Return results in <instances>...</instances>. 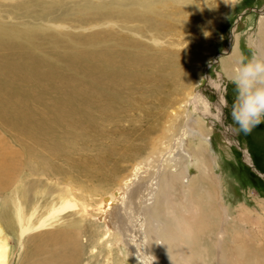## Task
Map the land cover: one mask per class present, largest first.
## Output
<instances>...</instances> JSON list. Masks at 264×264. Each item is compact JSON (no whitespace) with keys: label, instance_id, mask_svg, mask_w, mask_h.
I'll use <instances>...</instances> for the list:
<instances>
[{"label":"rangeland","instance_id":"rangeland-1","mask_svg":"<svg viewBox=\"0 0 264 264\" xmlns=\"http://www.w3.org/2000/svg\"><path fill=\"white\" fill-rule=\"evenodd\" d=\"M263 10L264 0H147L146 4L143 0H0V26L5 29L0 35V60L14 63L4 66V74L29 79L30 89L42 100L33 104L39 111L42 105L52 107L62 103V109H77L72 116L77 119L86 110L94 124H83L82 129L79 124L76 128L69 127L77 134L73 143L70 141L71 161L93 160L111 145H118L119 154L122 153L117 162L121 173L136 161H143L152 170L155 169L152 165L164 158L181 159V166L170 169L174 173L181 171V182L190 187L189 192L185 188L183 192H188L187 199L192 203L193 220H187L188 226L184 228L178 218L179 205L166 222L167 230L176 235L177 251L187 261L180 264H257L264 261V177L249 166L243 151L247 149L257 171L264 174V118L247 133L233 122L230 109L235 86L228 79L230 75L223 71L221 59L228 56L227 48L233 41H237L238 58L261 57L254 43L264 35V30L258 32ZM263 26L264 23L260 29ZM85 52L128 63L123 73L129 77L128 86L123 88L122 98L114 95L112 87L104 91L102 97L109 96L111 104L106 110L95 105L79 109L66 101L69 90L77 89L78 79L83 78L87 84L93 81L78 65ZM140 69L141 74H137ZM206 73L223 87L227 101L222 108L223 123L234 130L232 143L227 142L224 127L204 113L203 97L212 110L216 100ZM0 127L6 126L1 123ZM189 127L194 128L190 131ZM198 132L203 133V140ZM228 138L232 139L230 135ZM200 142L206 153L200 152ZM198 155L206 159L207 171L214 175L216 184L209 177L200 176ZM51 160L62 170L60 174L51 179L45 175L28 178H39L52 186L58 180L70 178L72 193L85 209L81 223L103 234L105 227L97 219V196L77 184L89 186L90 180L68 161L64 160L65 164L63 159L53 156ZM75 177L78 181H72ZM62 187L55 185L54 190L60 191ZM56 192L51 195L53 198ZM172 194L176 201L183 198L177 191ZM76 217L77 214L66 215L57 226L71 227L69 223L78 221ZM223 218L224 241L217 250L216 234ZM93 221L100 225L95 226ZM0 227L8 238L7 263L29 264L24 252L29 253L30 248L20 247L21 252L10 229ZM109 238L103 239L105 250L100 245L94 247L96 256L89 257L88 252L81 263L136 264L126 255L125 245ZM38 258L34 257L31 264H36Z\"/></svg>","mask_w":264,"mask_h":264},{"label":"bare ground","instance_id":"bare-ground-1","mask_svg":"<svg viewBox=\"0 0 264 264\" xmlns=\"http://www.w3.org/2000/svg\"><path fill=\"white\" fill-rule=\"evenodd\" d=\"M146 3L147 0H143V4ZM259 19L258 32L260 34L264 30V26L260 29L264 23V10L261 11ZM233 32L232 30L234 37ZM2 33H5V29L0 26V35ZM236 42L233 41L229 44L227 48L228 56L221 59L223 71L228 75H231L238 60ZM254 44L258 51L257 54L264 57V35L263 38L259 37ZM88 57L92 59L91 61L89 59V62L85 60ZM81 58L82 60L80 59L78 63L80 69L91 75L93 81L91 84H87L82 81L83 78L78 79L77 89L69 90L66 101L78 106L79 109H83L82 107L86 109L87 106L95 105V107L106 110L111 107V104H108L109 96L102 97L104 91L112 87L116 91L114 95L122 98L120 94L124 92L122 91L123 88L128 86L126 80L129 77L123 75L127 70L125 66L128 63L101 56L95 57L94 53L88 52L82 54ZM214 58H216L215 61H219L217 57ZM5 65H14V63H6L3 62V59L0 60V124L6 126L4 128L0 127V225L10 229V233L15 235V242L19 245H17L18 248L21 247L23 250L24 246L30 248L29 253L24 252L26 261L31 264L33 258L39 256L36 264H82L81 262L86 253L89 252L90 255L87 254L89 257H95L98 252L94 247L100 245L104 249L106 246L104 245L105 241L112 237L111 239H114L118 244L125 245L123 247L126 248V255L136 264H139L141 259L146 261L147 264H180L182 261L184 262L185 256L177 251L178 241L176 235L169 228L167 230L166 224L170 212H174L173 210L177 209L179 205L181 206V213L178 218L181 222L183 221L184 228H186V225L188 226L187 220H193V206L189 197L187 199L190 187L181 182V171L174 173L170 169L171 167L181 166V159L178 160L174 156L169 158L163 156L162 162L160 161L155 165L152 163V166L155 167L152 170L143 161H136L131 164L128 171L121 173L117 167V162L122 153L119 154L118 145H111L108 150L101 152L93 160L88 158L79 160L77 158L71 161L70 154H68L72 149L70 141L73 143V139L77 135L71 128H76L75 125L79 124L82 129L89 122L93 123L87 115L88 113L85 114L86 110L80 112L82 115L80 114L81 117L78 116L77 119L72 117L77 109L73 110L72 107L62 109V103L52 107L42 105L41 108H43L39 111V109H36V105V108L33 107V104L35 102L42 103V100L39 96L34 95L32 89H30L32 85L29 79L4 74ZM142 70H145V68ZM6 72L12 73L14 71L8 70ZM141 72L140 69L137 74H141ZM132 75L136 74L133 73ZM217 76L220 77V74L218 73ZM206 78V81L214 87L216 100L213 103L214 110H212L208 107V100L203 97V103L206 107L203 111L209 118L215 119L224 127V136L228 143H232L235 140L233 138L234 130L231 125L223 123L222 108L224 105L220 103L221 97L226 100L222 92L223 87L211 80L208 73H206ZM175 81L177 82V80ZM171 90L173 91V89ZM156 92L159 91L156 90ZM127 97L126 99H128ZM69 127L71 128L69 129ZM192 128L194 127H189L190 131L193 130ZM199 134L201 140H203V133L200 132ZM229 135L232 139L228 138ZM199 145L200 152L202 154L206 153L205 146L201 142ZM127 150L126 148L125 152ZM243 154L249 166L257 171L246 148ZM51 156L63 159V162H65L64 160L68 161L74 167L73 169H76L78 173L90 180L91 185L87 183L86 179L87 182L83 181L91 187L83 182L77 184L80 188H88L90 192L97 196L96 202L99 209L97 219L105 227L103 234H98L95 230L89 229L90 227L88 228L86 224L81 223V220L85 218L83 213L85 209L83 202L79 203L74 197L75 194L72 193L71 183L68 182L70 178L68 181L58 180L53 186L47 185L46 181L39 178H28L29 176L37 175L39 177V175H45L46 178L51 179L58 173L60 174L62 170L54 166L55 163L53 164ZM199 156H196V158L198 159L197 162H200V176L202 178L209 177L216 184L217 181L214 175L207 171L206 159L204 156L202 158ZM257 172L262 178L264 177L263 173ZM72 181L78 180L76 178ZM67 182L69 185L66 184ZM60 184L63 185L62 190L56 192L55 185ZM184 188L188 192L184 193ZM172 191H177L183 198H177L176 201ZM54 192H56L55 198L51 196ZM82 198L87 200V198ZM41 207H43L42 211H40ZM72 214H77L75 219L78 221H71L69 223L71 227L57 226L64 216ZM224 221L223 218L216 234L217 250L224 241ZM98 222L93 221L92 223L99 226ZM83 236H85L84 240ZM174 238L175 243H173ZM178 254L179 258L177 257ZM8 255V238L0 227V264H8ZM179 259L180 261H178ZM96 260H98V257H96ZM185 262L187 261L185 260ZM261 263H264V261H258L257 264ZM201 264L203 263L201 262Z\"/></svg>","mask_w":264,"mask_h":264},{"label":"clouds","instance_id":"clouds-1","mask_svg":"<svg viewBox=\"0 0 264 264\" xmlns=\"http://www.w3.org/2000/svg\"><path fill=\"white\" fill-rule=\"evenodd\" d=\"M228 79L236 92L230 109L232 120L247 133L264 118V57H239ZM220 103L227 106L222 97ZM139 264L147 262L141 259Z\"/></svg>","mask_w":264,"mask_h":264},{"label":"water","instance_id":"water-1","mask_svg":"<svg viewBox=\"0 0 264 264\" xmlns=\"http://www.w3.org/2000/svg\"><path fill=\"white\" fill-rule=\"evenodd\" d=\"M251 167V166H250ZM252 168V167H251ZM255 172H257V171H255ZM258 174H259V172H257ZM260 175V174H259Z\"/></svg>","mask_w":264,"mask_h":264}]
</instances>
